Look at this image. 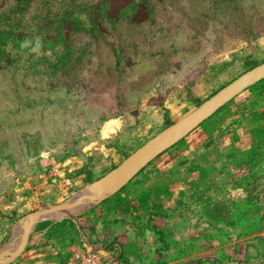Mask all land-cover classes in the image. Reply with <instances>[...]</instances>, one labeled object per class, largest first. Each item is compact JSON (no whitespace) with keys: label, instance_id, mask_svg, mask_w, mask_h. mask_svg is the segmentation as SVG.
I'll list each match as a JSON object with an SVG mask.
<instances>
[{"label":"rangeland","instance_id":"rangeland-1","mask_svg":"<svg viewBox=\"0 0 264 264\" xmlns=\"http://www.w3.org/2000/svg\"><path fill=\"white\" fill-rule=\"evenodd\" d=\"M0 32L14 36L0 42V178L38 181L57 169V178L78 180L68 196L53 197L51 185L29 195V212L71 199L197 100L263 62L264 0H0ZM243 96L245 106H264V79L220 112ZM147 170L122 190L143 184ZM243 186V206L264 210V170ZM232 205L242 207L218 199L220 213L206 220L226 221Z\"/></svg>","mask_w":264,"mask_h":264},{"label":"crops","instance_id":"crops-1","mask_svg":"<svg viewBox=\"0 0 264 264\" xmlns=\"http://www.w3.org/2000/svg\"><path fill=\"white\" fill-rule=\"evenodd\" d=\"M244 99L218 113L172 156L163 158L166 150L150 161L143 184L71 215L42 216L24 251L9 264H74L70 251L87 246L110 264H264V210L243 206L248 198L243 181L264 170V157L256 154L264 138V106H245ZM58 172L50 169L38 181L0 178V248L12 247L11 238L15 243L29 195L51 185L53 197L61 198L78 183L57 178ZM218 199L242 207L233 204L223 211L226 221L209 223L206 214L220 213Z\"/></svg>","mask_w":264,"mask_h":264},{"label":"water","instance_id":"water-1","mask_svg":"<svg viewBox=\"0 0 264 264\" xmlns=\"http://www.w3.org/2000/svg\"><path fill=\"white\" fill-rule=\"evenodd\" d=\"M262 79H264V61L241 73L193 110L157 132L114 168L86 184L82 191L71 199L26 213L19 220L20 233L15 243L11 238L9 243L12 247L0 248V264L11 263L24 251L33 226L42 216L55 212L69 214L80 207L97 204L116 193L155 157L179 142L221 106Z\"/></svg>","mask_w":264,"mask_h":264},{"label":"trees","instance_id":"trees-1","mask_svg":"<svg viewBox=\"0 0 264 264\" xmlns=\"http://www.w3.org/2000/svg\"><path fill=\"white\" fill-rule=\"evenodd\" d=\"M16 2H17L18 4H26V3L28 2V0H16ZM114 18H115L114 20H116V19L119 18V16L117 15V16H115ZM8 39H14V36H13L12 33H10V32H0V42H4V41H6V40H8ZM256 65H258V63H256V62H252L251 65H250L246 70H248V69H250V68H252V67H254V66H256ZM246 70H245V71H246ZM262 80H263V79H262ZM262 80H260V81H262ZM260 81H259V82H260ZM228 83H229V82H228ZM257 83H258V82H257ZM255 84H256V83H255ZM224 85H226V84H224ZM224 85H222L221 87H223ZM253 85H254V84H253ZM221 87H219L218 89H216L213 93H215V92H216L217 90H219ZM250 87H251V86H250ZM248 88H249V87H248ZM246 89H247V88H246ZM246 89H245V90H246ZM213 93H212V94H213ZM212 94H211V95H212ZM211 95H210V96H211ZM235 97H236V96H235ZM235 97H234V98H235ZM234 98H233V99H234ZM206 99H207V98H206ZM233 99H231L230 101H232ZM202 101H203V100H202ZM202 101H201V100H197L196 105H199ZM230 101H229V102H230ZM229 102H227L226 104H224L223 106H221V107H220L218 110H216V111H215L210 117H212L213 115H216L217 113H219L220 110H221L225 105H227ZM210 117H209V118H210ZM209 118H207V119H209ZM207 119H206V120H207ZM206 120H204L203 122H205ZM203 122H202V123H203ZM172 123H173V122H170V121H169L168 123H166V126H168V125H170V124H172ZM200 124H201V123H200ZM200 124H199V125H200ZM199 125H198V126H199ZM198 126H197V127H198ZM197 127H196V128H197ZM192 131H193V130H192ZM188 134H189V133H188ZM188 134H187V135H188ZM187 135H186V136H187ZM182 139H183V138H182ZM182 139H181V140H182ZM177 143H178V142H177ZM171 147H172V146H171ZM262 147H264V138L260 139L259 142H258V150L256 151V154H257V155H260V150H261ZM165 151H166V150H165ZM165 151H164V152H165ZM161 154H162V153H161ZM149 163H150V162H149ZM149 163H148V164H149ZM114 167H115V166L110 167V168L108 169V171H109L110 169L114 168ZM142 169H143V168H142ZM142 169H141V170H142ZM141 170H140V171H141ZM90 180H91V176L89 175V176L87 177V182H89ZM121 189H123V187H122Z\"/></svg>","mask_w":264,"mask_h":264},{"label":"built area","instance_id":"built-area-1","mask_svg":"<svg viewBox=\"0 0 264 264\" xmlns=\"http://www.w3.org/2000/svg\"><path fill=\"white\" fill-rule=\"evenodd\" d=\"M75 264H110L108 259L104 258L99 250L88 247L79 249L73 253Z\"/></svg>","mask_w":264,"mask_h":264}]
</instances>
